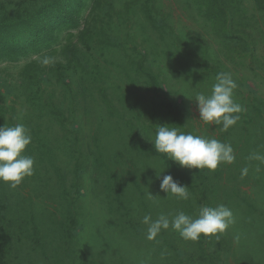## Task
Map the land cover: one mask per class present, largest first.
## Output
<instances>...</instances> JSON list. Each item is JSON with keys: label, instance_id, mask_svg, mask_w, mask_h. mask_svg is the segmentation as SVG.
I'll return each mask as SVG.
<instances>
[{"label": "rangeland", "instance_id": "374dc122", "mask_svg": "<svg viewBox=\"0 0 264 264\" xmlns=\"http://www.w3.org/2000/svg\"><path fill=\"white\" fill-rule=\"evenodd\" d=\"M48 1L0 0V18L3 16L9 20L25 18L43 8ZM129 1L132 0H87L81 12L80 26L62 30L58 34V39L50 47L14 61L0 59V120L4 118L9 126H14L13 122L15 125L23 123L26 126L30 121L37 127L39 125L42 134L47 136L49 143L55 148L59 159L55 165L60 167L62 173L66 175L68 185L77 184L76 188L80 191L85 215L83 228L78 231L80 237L78 248L79 255L84 260L78 259L77 264H89V258L96 254L101 256L96 262L105 264L173 263L171 253L167 255L160 253L142 240V236H138V240L131 237L129 229L122 230L119 218L108 214L103 192V186L108 178L105 174L100 175L93 164L96 136L103 142L101 145H105L107 150L103 151L109 153V157L122 153L124 159L127 158L129 148H126L121 141L127 136L140 142L137 148L134 147V153L143 155L148 152V156L154 155L152 158H156L155 148L151 142L156 137V126L169 125V119L165 113V108L169 105L176 109L182 121L190 125V131L193 128L196 134L202 137L216 136L217 132L214 133L213 124L199 120L195 102L197 94L211 93L218 75L212 71L214 69H217L220 74H232L237 83L234 99L245 108L244 113H250L251 108L257 105L262 108L264 114V19L256 11L253 0L242 1L241 7L244 12L241 16L244 23L250 25L249 32L256 35L254 38L257 46L254 52H248L238 59L228 57L225 43L214 35L210 24L199 14L194 4L184 0H152L156 18V27H154L142 11V3L145 0L137 4L130 16L125 17L126 21L118 19L116 12L124 10L125 4ZM99 5H102V8ZM109 7L114 9L112 22L107 14L110 12ZM44 20L47 21L46 18ZM161 26H165V30H162ZM87 27L93 29L95 33H100L101 36L84 44L80 35ZM110 41L114 44L109 45ZM73 46L78 49L75 56L79 60L74 62L72 67H66V77L58 81L55 74L49 71L55 62L66 64L69 55L67 51ZM178 49L181 53L190 55L193 58L192 61H186L177 51ZM203 57L214 69H209V72L204 69ZM45 59L49 61L47 65L43 63ZM139 61L142 62L143 70L138 68ZM33 62L39 64L40 69L44 70L38 73V79L33 83V91H39L38 94L32 95L36 105L34 102L32 105L30 101L28 102L30 91L28 92L27 84L21 76L23 69ZM150 70L155 72L162 81L159 88L145 83L148 80L146 73ZM84 88L86 91L83 94ZM104 94L111 99L113 111L107 109ZM51 98L55 101L54 109L47 106V99ZM57 110L64 114L63 117L68 118L67 130H63L62 125L58 123V113L55 112ZM244 135L245 132L240 131V139ZM131 146L132 143L128 147L131 148ZM74 154L75 157H80L87 167L76 176L74 175ZM111 161L114 163L113 167L119 169V163ZM144 166L142 163L139 165L142 172L147 173ZM152 167L156 168L157 163H151L150 169ZM38 168L42 174L45 168L53 170V167L48 166L46 162L41 163ZM150 171L151 179L149 177V180L142 185L147 191L146 200L150 208L153 206L156 208L158 204L163 207V211L160 212L158 209V213L167 215L165 210L181 208L183 203L187 204V200L178 199L170 192L167 194L161 191L160 183L163 176L168 175L166 166L163 165L159 173ZM42 178L46 177L42 175ZM47 182L54 185L56 180L48 181L47 179L42 182V185ZM29 183L27 187L28 182L22 181L16 188L7 184V191L13 196L5 194L4 203L9 202L10 207L4 211L7 210L6 217L10 220L11 231L16 234L11 235L12 242L21 244L17 239L23 236L25 238L23 253L25 254L26 250L34 261L37 253L31 246V242L24 236L26 233L23 227L32 226L34 222L32 212L36 213L44 204L41 201L42 197L39 196L41 198L39 199L35 195H38V188L45 189L31 180ZM242 191L250 195L257 194V198L261 196L258 202L264 203L263 190L255 184L243 186ZM149 193L157 198L150 199ZM30 196L34 199L33 206L36 209L29 206ZM132 197L135 200L131 203V207L135 213V220L139 219V224L138 222L135 224L138 225L137 230L140 233L143 228V217L146 214L140 212L141 202L138 197L136 195ZM201 199L198 194L196 198H193L198 207ZM189 208L190 206H187V209ZM178 212L180 211H172L169 217L172 218ZM193 213L197 214L196 211ZM36 221L38 222L39 218ZM19 228L23 231L19 232ZM233 229L235 230L233 236L241 232L237 229V225H234ZM165 233L177 235L182 239L179 233L171 228L165 230ZM213 238L216 239V236ZM182 240L184 243L182 244L181 241L179 246L186 245L185 249H179V253L185 258L186 253H192L194 247L191 241ZM238 244V242L235 243V247H238ZM245 249L247 248H242L239 244L240 252ZM207 252L212 250L209 249ZM122 255H126L125 261L121 259ZM213 261L206 260L205 264H213ZM13 264H18V261H13Z\"/></svg>", "mask_w": 264, "mask_h": 264}, {"label": "trees", "instance_id": "16d2710c", "mask_svg": "<svg viewBox=\"0 0 264 264\" xmlns=\"http://www.w3.org/2000/svg\"><path fill=\"white\" fill-rule=\"evenodd\" d=\"M142 1L132 0L127 2L124 10L116 12L118 19L123 20L126 16H130L137 4ZM151 1H143L142 11L145 14V18L156 27L155 6ZM184 1L197 7L199 14L210 24L214 35L225 43L230 59H238V57L241 58L242 55H246L248 52H254L257 46L254 38L256 35L253 32H249L248 28L250 25L244 23V19L241 16L242 12H244L241 7L243 0ZM86 2L87 0H49L43 8L25 18L9 20L3 16V18H0V59L14 61L30 53H37L44 48L50 47L58 39V34L62 30L80 26L81 12L86 6ZM253 2L256 11L264 19V0H253ZM99 6L102 8V5ZM109 10L110 12L107 14L112 22L114 9L109 7ZM45 18L47 21L44 20ZM160 28L165 30V26ZM98 36H101V34L95 33L93 29L87 27L81 32L80 38L84 44H88V42H92ZM177 38L180 39L179 37ZM108 44L112 45L114 43L110 41ZM68 50L67 53L69 55L67 56L66 64L55 62L49 71L55 74L58 81H62L66 77L67 70L65 68L72 67L73 63L79 60L75 56V52L77 53L78 49L73 46ZM179 52L186 61H192L193 58L190 55ZM203 61L205 66L203 68L207 69L208 72L209 69H214L210 67L211 65L205 57H203ZM137 65L138 68L143 70L141 61ZM201 65L203 66V64ZM147 69L150 68L147 67ZM212 71H215L218 75L220 74L217 69ZM39 72H44V70H41L40 65L36 62L28 64L21 72V76L27 84L28 92L30 91L28 102L30 101L31 105L33 102L36 105L32 95L39 93V91H33V83L38 79ZM146 75L148 80L145 83L149 86H154V88H159L162 84L159 76L152 70L147 71ZM83 90L84 94L86 89L84 88ZM104 101L107 104V109L113 111L111 107L112 101L105 94ZM54 102L53 98L47 99V106L52 109L56 108ZM173 108L169 105L165 108L166 111L164 110L169 119V126L177 127L179 131L185 134L197 135L193 128L190 131V125L182 121L176 109ZM55 112L58 113V123L62 125L63 130H67L66 123L68 118L63 117L64 114L58 110ZM187 115L190 116L189 113ZM240 117V120L227 131L223 130L222 124H213L214 133L215 131L217 132V134L215 133L216 136H204L205 138H215L223 143L230 144L234 149L235 161L231 164H221L216 170L194 169V171H189L190 169L182 168L174 161L169 160L167 155L157 153L156 150H154L155 156L157 155L156 158H152L154 155L148 156V152L143 155L134 153V147L137 148L140 142L134 140L133 137L127 136L121 140L126 145V148H129L127 149V158L124 159V154L121 155L122 153L109 157V153L107 154L103 151L106 149L105 145H101L103 142L96 136L94 138L96 150L93 153V164L100 175L105 174L108 178L105 186H103V192L106 197L105 208L108 214L118 217L122 230L129 229L131 237L138 240V236H142V240H145L149 246L157 249L160 253L166 255L171 253L173 256L172 264H205L206 260L208 262L214 260L213 264H264V203L260 204L258 202L261 196L257 198V194L250 195L246 191H242L243 186L253 183L263 190L262 201H264V161L250 159L253 154L264 155V114L260 106L254 105L250 113H244L243 111ZM4 125L9 126L5 119L2 118L0 126ZM12 125L15 126L14 122ZM26 127L30 130L32 142L27 146L24 154L32 156L35 164L34 174L31 177H27L23 182H28L26 185L28 187L30 185L29 180H31L37 185L40 184L41 188L47 189L45 192V190L38 188V195H35V197L39 198L41 196L42 199H39L44 204L40 206L39 211H36V213L32 212V217H34L32 226L23 227L26 233L24 236L31 242V246L35 249L37 255L33 261V258L26 250L25 254L23 253V239H25L23 236L18 239L15 236L21 244L17 245L12 242L11 235L14 232L11 231L10 220H7L6 217L10 205L9 202L4 203V197H6L5 194L7 193L9 196H13V194L10 195L7 191V183L0 182V195H2L0 196V264H13V261H18V264H24L25 262H32L31 264H77L78 259L79 261L84 260L79 255L78 248L80 238L78 231L83 228L85 215L84 206L81 204L80 191L76 188L77 184L68 185L66 175L62 173L60 167L55 165L56 161L59 160L55 148L49 143L47 136L42 134L40 126L38 125L37 127L30 121L26 124ZM240 131L245 132L242 139H240ZM130 143H132L131 148L128 147ZM73 158L75 159L74 175L76 176L87 167L80 157H75L74 154ZM111 160L119 163V169L113 167L114 163ZM44 162L48 166H52L53 170L45 168V172L42 174L38 167ZM153 162L157 163V167L150 169V164ZM140 163L145 165L147 173L142 172L139 167ZM163 165L168 169V175H171L176 182L188 187L189 191H191L189 192L187 204L183 203V207L181 206L184 209L175 207L172 210H165L168 216H171V212L174 210H182L196 218L202 206L216 207L223 204L232 209L236 218L234 225H237V229H240L241 232L233 236L235 234L233 225L224 234L216 236V239L213 236H202L198 241H191L194 250L190 254L186 253L185 258L180 255L179 249H185L186 244L179 246L180 242L182 241L183 244L184 241L178 238L177 235H166L165 230H162L155 240L149 241L146 238L147 226L144 224L142 231L138 233V225L135 222L139 224V219L137 221L134 218L135 213L131 203L135 199L132 196L136 195L141 202L139 205L141 207L140 212L151 215L153 220L157 219L161 215L158 213V209L162 212L163 207L158 204L156 208L154 206L152 208L149 207L146 200L147 191L144 190L142 185L145 184L146 180H149V175L152 174L150 170L159 173L162 171ZM245 168L248 171L246 175H243L242 172ZM42 175L46 178H42ZM47 179L48 181L56 180V182L54 185L49 182L42 185V182ZM149 192L154 193L155 191ZM197 194L202 198L198 202L199 207L193 200V198L197 197ZM28 201L30 203L29 206L36 209L33 206L34 199L32 196L29 197ZM187 206H190V208L187 209ZM4 209L7 210L4 211ZM194 211L197 212L196 215H194ZM37 218H39L38 222L36 221ZM169 219L171 218L169 217ZM15 227L16 224L14 223ZM22 231L20 230L19 232ZM133 232H136V234H132ZM14 235L16 234L14 233ZM248 240L249 242H247ZM237 242L242 248L247 249L240 252L239 244L238 247H235ZM209 249L212 252L208 253ZM23 254L24 256H22ZM99 255L91 256L88 261L89 264H105L96 262L98 258H101ZM121 259L125 261L127 259L126 255H122Z\"/></svg>", "mask_w": 264, "mask_h": 264}, {"label": "clouds", "instance_id": "9594fccd", "mask_svg": "<svg viewBox=\"0 0 264 264\" xmlns=\"http://www.w3.org/2000/svg\"><path fill=\"white\" fill-rule=\"evenodd\" d=\"M49 63L47 59L43 61ZM217 82L212 86L211 93L197 94V104L201 121L207 124H222L227 131L240 120L244 108L234 99L237 83L231 73H221ZM153 143L157 153L165 154L182 168L216 170L221 164H231L236 156L230 144L215 138H205L191 133L185 134L177 127L158 125ZM32 142L30 130L23 124L15 126H0V182L10 187H18L22 181L34 174L35 160L25 155V150ZM250 159L264 161V155L253 154ZM245 168L243 175L247 174ZM160 174L157 175L159 179ZM160 189L167 194L170 192L178 199L189 198V188L176 182L171 175L163 176ZM149 198L155 200L149 193ZM143 224L147 226V239L155 240L162 230H172L179 233L186 241H198L202 236H219L224 234L236 223L231 208L221 204L216 207L202 206L196 218L183 211L169 219L161 214L153 220L151 215L143 217Z\"/></svg>", "mask_w": 264, "mask_h": 264}]
</instances>
